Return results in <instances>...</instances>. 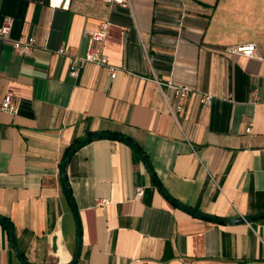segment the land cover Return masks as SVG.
<instances>
[{
	"label": "crops",
	"instance_id": "1",
	"mask_svg": "<svg viewBox=\"0 0 264 264\" xmlns=\"http://www.w3.org/2000/svg\"><path fill=\"white\" fill-rule=\"evenodd\" d=\"M5 21L36 46L0 41V102L17 107L0 108V264H264V0H0ZM104 21L115 77L70 76L58 49L83 55ZM246 42L263 59L226 51ZM156 79L195 90L177 119Z\"/></svg>",
	"mask_w": 264,
	"mask_h": 264
},
{
	"label": "built area",
	"instance_id": "2",
	"mask_svg": "<svg viewBox=\"0 0 264 264\" xmlns=\"http://www.w3.org/2000/svg\"><path fill=\"white\" fill-rule=\"evenodd\" d=\"M109 4H126L130 5V0H103ZM70 0H49L50 7H63L68 8ZM108 22H101L98 29L95 30L90 38L87 50L83 55H78L67 50L64 46L58 49V53L68 55V73L72 77H77L80 74L81 69L87 63H94L98 66H104L107 68L110 77L114 78L116 75L117 67L108 61L107 55H105L101 50L95 48L97 42L103 43L107 35ZM11 42L12 48L21 56H30L33 54L34 48L36 46V38L33 35H23L15 39L10 38V22L5 21L0 26V41ZM229 54H238L250 58L263 59L258 51L257 44L255 42H246L229 45L226 48ZM156 84L158 85L163 97L167 101V92H171L173 98L176 100V104L171 106L169 102L168 108L170 113L177 119V115L183 110V103L190 93L195 92V90L183 83H175L173 80H158L156 79ZM199 95V102L201 104H210L213 100V95L209 92L197 91ZM254 99L257 100L258 96L255 94ZM0 108L9 113H16L17 107L12 102L11 92H6L0 102ZM246 132H251V123L246 127ZM144 193V188L141 186L136 187L135 198L139 199ZM108 203L107 199H98L97 204L105 205Z\"/></svg>",
	"mask_w": 264,
	"mask_h": 264
},
{
	"label": "water",
	"instance_id": "3",
	"mask_svg": "<svg viewBox=\"0 0 264 264\" xmlns=\"http://www.w3.org/2000/svg\"><path fill=\"white\" fill-rule=\"evenodd\" d=\"M112 136H114V137H116V138H119V139H121V140H124V141L128 142V143H129V144H130V145L136 150V152L141 156V158H142L143 161L145 162L146 166L149 168V171H150L151 175L154 177L153 172H152L151 168L149 167V163H148V161H147V158H146V156L143 154V152L140 150L139 147H137L133 142H131V141H130L128 138H126V137L118 136V135H112ZM96 137H98V136H92L91 138H96ZM80 143H81V142H80ZM75 147H77V145H75V146L73 147V149H74ZM73 149L67 154L66 158L63 160V162H62V164H61V172H62V175H63V176H65V170H66L67 162H68V159H69L70 154H71V152L73 151ZM154 179H155V177H154ZM155 180H156V179H155ZM156 181H157V180H156ZM65 184H66V181H65ZM157 184H158V182H157ZM158 188H159L160 190H162L159 184H158ZM65 191H66L67 197H68V199H69V201H70V203H71L72 209H73V211H74V213H75V207H74V205H73V203H72V200H71V196H70V192H69V188H68V186H66ZM177 205L180 206L181 208H183V209L189 211V212L192 213V214H195V215H198V216H201V217H206V218H209V219H211V220H218L217 218H214V217H211V216H206V215L200 214L199 212H197V211H195V210H192V209H189V208H186V207H184V206H182V205H180V204H177ZM255 217H260V216H253V217L245 218L244 220H246V221H250L251 219H253V218H255ZM0 220H1V221H2V222H3V223L9 228V225H8L7 221H6L4 218L0 217ZM227 221L229 222V221H233V220H227ZM9 230H10V229H9ZM77 232H78V247H77L76 257H77V254H78L79 244H80V243H79V241H80V226H79V223H78V222H77ZM11 239H12V241H14V237H13L12 234H11Z\"/></svg>",
	"mask_w": 264,
	"mask_h": 264
},
{
	"label": "trees",
	"instance_id": "4",
	"mask_svg": "<svg viewBox=\"0 0 264 264\" xmlns=\"http://www.w3.org/2000/svg\"><path fill=\"white\" fill-rule=\"evenodd\" d=\"M112 135H117V134H105V135H103V136H106V137H114V136H112ZM76 144H78V142H76V143H74V144L71 145V147H70L68 153L73 149V147H74Z\"/></svg>",
	"mask_w": 264,
	"mask_h": 264
}]
</instances>
